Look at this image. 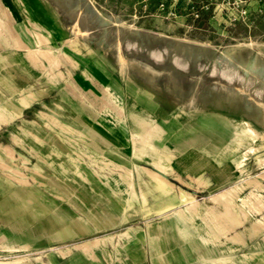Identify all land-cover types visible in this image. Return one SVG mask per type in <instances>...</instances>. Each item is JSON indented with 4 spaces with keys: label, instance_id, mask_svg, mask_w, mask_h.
<instances>
[{
    "label": "rangeland",
    "instance_id": "374dc122",
    "mask_svg": "<svg viewBox=\"0 0 264 264\" xmlns=\"http://www.w3.org/2000/svg\"><path fill=\"white\" fill-rule=\"evenodd\" d=\"M2 1L13 11L14 25L26 44L36 46L34 33H41L76 65L61 56L64 77L51 82L29 63L26 51L0 48V106L19 115L9 124H0V159L29 182L14 180L0 167V243L18 246L15 251L0 250V261L202 264L203 258L226 256L234 259L233 264H264V230L256 236L249 233L254 221L264 225V211L245 222L243 244L234 243L233 234L213 241L201 220L190 233L179 224L184 206L164 212L162 204L150 199L125 218L127 195L116 194L118 168L134 170L132 136L137 137L141 129L134 114L155 119L161 126L164 144L176 155L174 171L186 181L183 184L169 176L177 186L176 195L182 188L203 203L214 193L243 186L264 174V125L255 119L261 110L247 93L237 92L238 77L229 81L220 75V67L233 66L222 55L226 49L242 42H264V0H93L105 16L146 29L124 38L127 68L122 67L111 40L102 36L111 26L89 0ZM80 4L86 17L82 25L97 28L81 40L76 52L69 41ZM173 37L212 44L216 49ZM174 49L179 53L174 54ZM260 65L258 73L264 79V63ZM149 66L158 73H152ZM228 94L230 101L236 98L238 102L231 103ZM23 97L29 106L19 103ZM114 102L121 113L111 107ZM247 124L259 137L237 135ZM15 135L22 144L14 140ZM258 157L263 161H257ZM260 181L264 185V179ZM135 184L141 194L136 175ZM251 188L247 186L241 195L250 194ZM258 191L264 195V188ZM105 237L110 239L107 246H96L92 257L80 247L64 257L59 254Z\"/></svg>",
    "mask_w": 264,
    "mask_h": 264
},
{
    "label": "bare ground",
    "instance_id": "6f19581e",
    "mask_svg": "<svg viewBox=\"0 0 264 264\" xmlns=\"http://www.w3.org/2000/svg\"><path fill=\"white\" fill-rule=\"evenodd\" d=\"M89 1L93 4L96 12L98 13V16L101 15L103 17V19L109 23L108 25L111 26V29L107 30V31H109L107 34H104V35L101 34V35L104 36L105 39L107 38L109 41L111 40V44L116 47L117 53H118L117 56H119V60L122 64V67L123 68L129 67V61L127 58V54L124 51L125 45H124V48L122 46V44L124 43L123 42L124 38L126 39V36L132 32L146 31V29L138 28L134 24H129L123 20L107 17L97 7L98 5L97 6L95 5L93 0H89ZM65 2L66 1H64V3ZM70 2H71V0H70ZM70 5H72V3H70ZM80 5H81V7H78V5H77L78 8L74 7L76 10L75 11V17L76 18H75L73 25L71 27V32L73 33L74 37L69 41L71 48L76 52L80 51L79 45L81 44V40H87L92 35V31L97 28V27L91 28L90 27L91 24L86 25V26L82 25V20H83L84 16H83V6H82V4H80ZM87 8H88V6L86 7V9ZM84 13H85V11H84ZM87 15H89V14L87 13ZM96 18H98V17H96ZM98 21H99V19L96 22H98ZM96 22H95V24H96ZM100 27H101V25H100ZM148 34H151V33H148ZM143 35L146 36V33H144ZM34 36H35V39H34L35 41H33V43L36 44V46H31L29 44H26L24 42V40L21 39V36H20L17 28L13 24L12 16H11L10 12L8 10H6L5 8H3L1 3H0V48L3 49V51H7V50H9V51L10 50H13V51L14 50H22V51L24 50V51H26V53H25L26 59L29 61V63L32 64L33 67L40 70L49 79V81L58 82L61 78L64 77V74L60 70V67H62V64H63L61 56H63L66 60H68V62H72V64H74V65H76V63H74L73 59L69 55L63 53L60 49L55 50L52 47L51 40L49 37H47L41 33H38V32H35ZM99 36H100V33H99ZM134 38H135V36H134ZM151 38H153V36H151ZM151 38H149V39H151ZM173 38L176 40L183 41V42H188L190 44L204 45V47L206 46L210 49H216V47L212 44H207V43H202V42H198V41H194V40H189L187 38H180V37H173ZM174 39H172L173 40V41H171L172 43H175ZM133 41L134 40H132V42ZM137 42L139 45L140 41H137ZM106 45H108V44H106ZM175 45H174V48L176 47ZM181 45H179L178 48ZM182 46H185V45L183 44ZM232 46L233 47L226 49V51L223 52L222 55L226 59L230 60L233 63V66L228 65L230 67V69H228V67L222 68L219 66L221 68L220 75H221V77H223L229 81H232L236 77H238L240 79V80L238 79L239 83L237 82L238 85L236 86L237 92L247 93L250 100L253 101L257 105V107L261 110V114L256 116L255 119L259 123H262L264 125V79H262L258 73L259 65L261 63H264V42L250 41V42H242V43H239L235 46L234 45H232ZM144 47H145V45H144ZM147 47H149V45L146 46V48ZM140 48H142V47H140ZM149 49H150V47H149ZM148 51H150V50H148ZM165 51H166V49H165ZM208 51H209V49H208ZM173 52L175 54L178 51L175 52V49H174ZM173 52H172V55H173ZM202 53H203V55H205L204 52H202ZM131 54H132V52H131ZM149 54H147V55H149ZM169 54H171V53H169ZM135 55H134V57H135ZM153 55H155V54H153ZM129 56H130V54H129ZM158 57H161V55L159 54L157 56V58L156 57L155 58L159 59ZM170 57L171 56H169V58ZM136 58H138V57H136ZM143 58H145V56H143ZM171 58H173V56ZM141 59H142V57H141ZM146 60H148V59H146ZM133 61H135V60H133ZM217 63H218V60H217ZM154 66L156 67L157 65H154ZM167 66L168 65H166V67ZM260 67H261V65H260ZM149 68H150L152 73H158V71L153 69L151 66H149ZM160 68H162V67H159V69ZM168 68H170V66ZM172 70H173V68H172ZM217 70H218V68L216 67L214 70V73L217 72ZM252 77L255 78V80L254 79L252 80L251 79ZM149 82L153 83L152 80H150ZM172 83H174V82H172ZM176 83H174V84H176ZM230 89H232V88L230 87ZM191 90H192V88H191ZM211 90H213V89H211ZM211 90H209V91H211ZM214 90L216 91V89H214ZM219 90L220 89H218V92H220ZM215 91H214V93H215ZM224 91H226L225 88L223 90V93H224ZM74 93H75V91H74ZM106 93L109 94L108 91H106ZM187 94H189V93H187ZM190 96H191V93H190ZM228 96H229V94H228ZM234 96H235V94H234ZM231 97L229 96V98H228L229 101H230ZM236 97H237V95H236ZM235 99L236 98H233V100L230 102L231 103L238 102ZM241 99L242 98H240V101H241ZM238 100H239V98H238ZM19 103L25 107L30 105V101L24 97L20 100ZM251 104H252V102H251ZM252 105H254V104H252ZM111 107L114 110L120 109L119 106L115 102L113 104H111ZM248 111H250V110H247V112ZM121 112L122 111L120 109V113ZM242 113H243V109H242ZM249 113H252V112H249ZM245 115H246V112H245ZM249 115H251V114H249ZM254 115H255V113H254ZM15 116L17 117L19 115L15 112L10 111L9 109H7L3 106H0V124L1 123L2 124L11 123L15 119ZM249 117H251V116H249ZM134 119H135L137 125L141 128L140 131L137 133V137L132 136L134 170L131 171V170L126 169V168H118L117 167L118 169H121V173L119 175L120 180L116 181V184L119 187L116 190V194L120 195V196L124 195V194L127 195L126 205L124 207V217L126 218V216L128 215V212L131 209H135L137 206L143 207V206H146L147 204H149L150 199L154 200L156 203L162 204V211H164V212H169V211L171 212L172 210H174V208L176 206L179 208L184 206L185 209L184 210L181 209V214H179L178 218H179V224H181V226L184 228L185 231H188L189 233L194 231L193 228H195L196 222L198 220H201L205 226L204 227L205 232L211 240L219 241V240H221L222 237H226L229 234H233V237H232L233 242L243 244L245 241L246 232L242 230V227L244 226L245 222L249 221L250 219H253V214H260L261 212L264 211V195H262L258 191L259 189L262 190L264 188L263 187L264 185H262V183L260 181V178L264 179V174L261 177L259 176V177H256V178H253V179L247 181L246 184L243 186H233V187H229L227 189H224L221 192L214 193L210 196V198L208 200H206L203 203L196 200L193 195H191L190 193H188L187 191H185L182 188H179L180 194L176 195L174 189L177 186H176V184H174L173 182H171L169 180V176L174 175L175 179L178 182L183 183V184H186V181L184 180L183 177L176 174L174 171L173 164H174L176 155H175V153L169 151L168 147L164 144L165 135L163 133L161 126L155 121V119H148L145 117L138 116L136 114H134ZM252 120H254V119H252ZM55 122H56V120H55ZM68 131L70 133H73V131L71 129H69ZM237 135L240 137H246V138H248L250 136L251 139L252 138L256 139L257 137H259V134L257 133V131L250 124H247V127L242 129V131L237 132ZM80 136H82V135L80 134ZM263 139H264V136H263ZM14 140L16 142H19L20 144H22V142L20 141V138L16 135L14 136ZM4 150L9 155H12V153H11L12 151L9 147H5ZM250 151L255 152L256 149L251 148ZM13 154H14V152H13ZM257 161L262 162L263 160L260 157H258ZM141 162L147 164V166L153 167V170L148 169L146 167H143L141 165ZM106 166H107V164H106ZM0 167L4 170L9 171L10 172L9 175L14 180H16L20 183H23V184L29 183L28 181H26L24 179L25 175L23 173L14 170L11 166L6 164L1 159H0ZM102 168H104L103 165H102ZM77 169H78V172L80 173V176L82 178H86L84 173L81 172L80 168L77 167ZM135 175L137 176V179L139 182L141 194H139L136 190ZM198 182L200 184H206V183H209L210 180L208 179V181H206V183H205V181H202V180H199ZM121 184H123L125 186L124 189H122L120 187ZM249 185H253L254 189L252 190V188H251V190H252L251 193L247 194L245 197H243L241 194L244 192V189ZM137 228H141V227H137ZM262 230H264V225L259 221H254L251 228L249 229V233L251 236H256L257 234L262 232ZM121 237L122 236L120 235L119 242H121ZM109 241H110V239L108 237H105L103 240H101V239H96L94 241L91 240V241H89L83 245H77L71 249H68L67 253L61 252L59 254H61V257L62 256L64 257L68 254L73 253L75 249L80 247L81 252L85 253L89 257H92V255L94 254V248L96 246H99V245L107 246ZM2 244L0 243V250H3V251H15L18 248V246L14 245V244H4V245H2ZM25 260H26L25 258H18L15 261V263L16 264H21V263L27 264V261H25ZM233 261H234V259L232 257L223 256V257H219V258H203L201 263L202 264H233ZM0 264H5V263L0 261ZM44 264H52V263L49 262V263H44Z\"/></svg>",
    "mask_w": 264,
    "mask_h": 264
},
{
    "label": "crops",
    "instance_id": "0c3cea01",
    "mask_svg": "<svg viewBox=\"0 0 264 264\" xmlns=\"http://www.w3.org/2000/svg\"><path fill=\"white\" fill-rule=\"evenodd\" d=\"M0 3H1V5H2V7L3 8H5L6 10H8L9 12H10V14H11V16H12V21H13V24H14V22L16 23V18H15V15H14V13H13V11L9 8V7H7L5 4H4V2L2 1V0H0ZM124 195H126V194H124ZM120 196V195H119ZM121 196H123V195H121ZM126 200H127V196H126V198H125V204H124V207H125V205H126ZM135 209H131L128 213H130V212H133ZM140 264H149L148 262H143V263H140Z\"/></svg>",
    "mask_w": 264,
    "mask_h": 264
}]
</instances>
